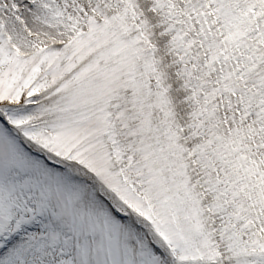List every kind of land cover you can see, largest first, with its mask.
<instances>
[{"label": "snow or ice", "instance_id": "1", "mask_svg": "<svg viewBox=\"0 0 264 264\" xmlns=\"http://www.w3.org/2000/svg\"><path fill=\"white\" fill-rule=\"evenodd\" d=\"M0 264H264V0H0Z\"/></svg>", "mask_w": 264, "mask_h": 264}]
</instances>
